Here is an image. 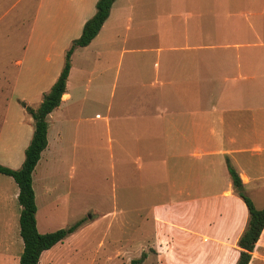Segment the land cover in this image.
<instances>
[{"label": "crops", "instance_id": "crops-1", "mask_svg": "<svg viewBox=\"0 0 264 264\" xmlns=\"http://www.w3.org/2000/svg\"><path fill=\"white\" fill-rule=\"evenodd\" d=\"M97 1L28 0L25 3V0H0V32L9 36L10 33L24 31L21 55L14 60L20 70L14 77L13 90L37 94V102L41 103L44 93L51 89L60 75L66 52L73 40L82 34L85 22L96 13ZM178 2L196 5L194 12H189L187 16L198 17V29H206L208 14L213 16V29L222 26L217 17L220 14L218 4L222 0L210 2L209 10L206 7L207 0H199L198 3L192 0ZM174 4L175 0H115L98 35L89 45L77 47L72 54L67 89L60 106L47 117L48 129L50 119L57 111H60V116L62 113L69 114L70 102L74 99L71 86L77 53L96 55L97 58L104 56L108 64L116 59L118 75L126 53L144 49L157 52L150 76L146 74L147 57L129 56L127 66L135 78L131 80L130 89L121 96L114 114L111 100L107 102L106 125L111 132L113 118L121 153H134L140 161L143 157L147 161L136 189L140 192L145 188L149 192H168L172 206L178 202L176 206H181L187 214L192 208L191 225L197 235L186 238V233L182 232L186 236L178 238L183 241L176 237L175 242L170 239L147 240L154 250H158L156 255L160 256L161 262L157 263L183 264L182 261H185L188 264H203L207 254L216 247L218 249L215 252L220 251L219 248L224 245L219 240L221 236L213 233H223L225 238L226 233L235 232V240L239 242L245 231L239 216L247 217L246 208L234 187L228 159L239 173L244 190L251 194L253 202H264V49L259 48L264 46V41L208 44L199 40L200 34L192 33L183 44H167L171 41L152 40L159 31L156 27V33L150 29L149 40L132 42L146 45L130 49L127 46L128 36L115 35L114 31L121 25L125 14L137 9L140 12L141 9H155L157 12L160 5L167 6L169 10ZM126 17L127 28H130L131 16ZM145 22L151 23V20L142 19L138 23ZM140 29L147 30L143 25ZM249 30L254 31L250 22L246 31ZM216 48L223 50L220 54L208 53V50ZM164 51L178 54L163 56ZM137 63H141V66ZM103 66V73L112 67ZM143 75L150 79H143ZM26 79L31 83L28 92L22 89L27 85ZM33 131L34 128L31 138ZM56 135L61 137L60 130L56 131ZM29 143L27 141L26 147ZM50 143L51 140H48L41 159ZM125 144H134V147L127 149ZM24 158L25 152L21 160L24 161ZM23 161L19 159L21 163L14 167H20ZM35 178L36 169L33 185ZM8 183L4 178L0 179V264H20L24 241L15 204L20 189L16 181L17 186L13 182L10 185ZM140 194L138 197L144 198ZM152 210L155 208L148 212L151 214ZM135 211L133 218L130 216L119 221L124 236L127 224L132 223V219L135 226L152 222L149 217L144 218L141 207H136ZM226 216L230 219L222 224L220 220ZM137 227V231H141L142 227ZM152 234L150 231L147 238ZM154 235L158 234L154 231ZM124 236L122 238L126 240ZM66 241L68 239L44 250L39 264L45 253L55 250ZM210 248L212 250L209 252ZM249 264H264V229Z\"/></svg>", "mask_w": 264, "mask_h": 264}, {"label": "rangeland", "instance_id": "rangeland-1", "mask_svg": "<svg viewBox=\"0 0 264 264\" xmlns=\"http://www.w3.org/2000/svg\"><path fill=\"white\" fill-rule=\"evenodd\" d=\"M192 1L198 3L199 0ZM26 2L28 0H25ZM210 2L213 3V0H207L208 10ZM218 5L220 14L217 17L222 25L218 29L211 27L214 26L211 21L213 16L208 13L206 29H198V17L187 16L189 12H194L196 5L175 0L169 10L167 6L160 5L157 12L155 9H141V12L137 9L131 14H125L114 33L121 37L128 36L127 46L130 49L146 45L132 42L149 40L150 29L156 33V27L159 31L153 35L152 40L171 41L167 44H183L192 33L200 34L199 40L208 44L264 41V0H222ZM129 15L132 24L127 28L126 16ZM142 19L151 20V23L139 24ZM249 22L254 31H246ZM141 25L148 31L141 30ZM23 34L24 31H16L7 36L0 32V163L12 168L21 163L18 162L19 159L23 161L21 157L24 156L27 141L29 143L31 130L34 128V120L23 102L34 108L40 103L37 102V94L13 90L14 77L20 70L14 60L21 55ZM8 37L10 39H7ZM259 48L264 49V46ZM222 50L210 49L208 53L220 54ZM150 51L144 49L126 53L118 75L116 59L108 64V59L104 56L97 58L96 55L77 53L71 86L74 99L70 102L68 115L62 113L60 116V111H57L50 119L48 140H51V143L36 167L37 179L35 178L34 188L38 205V230L41 233L68 227L78 220H82L83 224L66 238L68 241L45 253L41 264H131V260L139 257L144 249L147 250L148 256L143 264H158L157 262H161L160 256L156 255L158 250H154L147 240L170 239L175 242L176 237L184 235L182 232L186 233V238L197 235L191 225L192 208L187 214L181 206H176L178 202L172 206L168 192H149L146 188L140 192L136 189L147 161L144 157L140 161L139 156L134 153H121L119 134L113 118L111 132L106 125L107 102L111 100L114 114L121 96L130 89L131 80L135 78L127 66L129 56L147 57L148 73L144 74L150 76L157 55V52ZM162 54L170 56L178 53L164 51ZM104 64L112 66L105 73L102 72ZM137 64L141 66V63ZM145 75L143 79H150ZM26 81L27 85L22 89L28 92L31 83L28 79ZM38 98L41 99V96L38 95ZM57 130H60L61 137L56 135ZM130 146L134 147V144H125L127 149ZM1 178L9 182L7 185L13 182L17 186L11 176L0 173ZM140 193L144 198L138 197L141 196ZM247 195L250 197L251 194ZM240 197L244 201L241 203L245 206L247 214V217L239 216L240 224L244 225L242 229L246 230L249 224V209L243 197ZM15 204L18 208L19 224L21 206L18 199ZM254 204L257 209L264 208V202ZM136 207H141V213H145L144 218L149 217L152 222L137 225L142 227L141 231H137L139 227L135 226L132 219V223L127 224L124 236V229H121L119 221L130 216L133 218L136 215ZM151 208L155 210L150 214L148 210ZM229 219L230 217L226 216L220 221L226 224ZM216 221L219 222V219ZM150 231L153 234L147 238ZM154 231L158 235H154ZM213 234H219V240L224 245L217 252L215 250L218 247L213 250L210 248L208 251L212 252L205 256L206 261H203V264H236L240 256L238 242L235 240L236 233H226L225 238L223 233ZM122 236L127 239L124 240ZM178 240L183 241L182 238ZM182 263L188 264L185 261Z\"/></svg>", "mask_w": 264, "mask_h": 264}, {"label": "trees", "instance_id": "trees-1", "mask_svg": "<svg viewBox=\"0 0 264 264\" xmlns=\"http://www.w3.org/2000/svg\"><path fill=\"white\" fill-rule=\"evenodd\" d=\"M115 0H98L96 13L89 18L83 27L82 34L73 40L66 52L63 69L55 83L48 92L43 95V100L37 108L26 102L25 108L34 120V131L30 143L25 149V158L22 165L12 168L0 163V173L13 177L19 186L18 200L21 205L20 226L21 236L24 241V251L20 258V264H39L44 250L50 249L58 242L63 241L69 235L76 232L83 224L82 220L68 227L60 228L52 232L41 233L38 230L36 194L33 185V173L41 159L42 152L48 146V115L58 108L67 89V81L72 67V54L77 47L89 45L98 35L102 26L110 15ZM228 168L236 191L243 197L249 209V224L238 245L240 256L236 264H249L254 248L264 229V208L257 209L253 200L244 190L242 179L233 167L229 159ZM147 252L143 251L137 258L131 260V264H142L147 258Z\"/></svg>", "mask_w": 264, "mask_h": 264}]
</instances>
